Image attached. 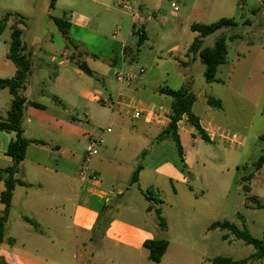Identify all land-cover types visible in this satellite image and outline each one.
<instances>
[{
  "label": "crops",
  "instance_id": "crops-1",
  "mask_svg": "<svg viewBox=\"0 0 264 264\" xmlns=\"http://www.w3.org/2000/svg\"><path fill=\"white\" fill-rule=\"evenodd\" d=\"M89 1L93 6V14L87 15L72 11L70 20H68V39L58 29L62 36L59 43L53 42V37L49 42L38 43L35 49H31L25 44L26 42L24 43L25 54L31 60V64L36 51L47 53L49 44L61 50V57L53 59L57 65V72L54 74V87L50 95L67 102L68 105L60 104L63 109H68L67 107L76 95L80 96L81 93L79 94L74 77H82L86 73L70 60L72 55L89 57L90 54L94 58L91 59L92 61L100 62L101 66L108 67L107 74L104 73L103 77L113 75L112 77L116 80V72L121 68H126L125 48L128 46V38L131 35L135 36L137 31L143 30L149 41V26H152V32H158V26L168 25L165 30L178 38L173 47L165 50L166 54L174 55L173 60L169 61L166 57L164 60H151L149 74L139 77L147 72L145 68H142L139 74L136 73V78L131 83L121 87L116 81L119 84L118 92L112 94L111 97L115 98L121 93V100L125 103L135 100L150 107L160 106L171 111L172 99L161 94L160 90L163 88L180 90L183 87L192 86L195 84L194 79L197 73L206 68L202 58L194 57L189 53V48L197 37V33L191 30L192 24L189 22L187 27L169 24L166 17L159 18V13L164 10L165 0H151L146 1L141 7L140 19L136 25H134L131 14L124 12L131 18V23L124 33L122 20H114L117 13L114 8H118L117 0ZM180 1L183 0H179V4ZM74 4L75 2H70V0H58L55 8L65 5L73 8ZM170 15L174 18L178 17L173 12ZM154 21L155 23L150 25ZM186 28H189L191 35H188ZM106 30L113 35L112 39L106 37ZM89 36L96 44L88 50L86 40ZM100 38L106 41L102 48L99 46ZM9 49L4 50L0 55V80L13 79L16 76L17 68L8 59ZM43 58L41 55L38 60L43 62L45 60ZM89 60L86 58V64ZM89 69L92 75L97 74L96 71ZM141 70H145V73H141ZM35 73L36 71L31 67V74L22 94L29 103H37L42 108L30 104L26 106L23 130L26 139L43 141L44 144L29 146L25 160L21 164L22 172L19 179L32 186L18 185L15 188L5 238L0 247V257L4 264H97L96 254H101V259L106 261L105 264H137L134 258L138 253L145 256L144 250L149 260V252L144 247V243L162 236L157 226L155 212L148 211L150 204L161 209L165 215L169 227L167 234L170 235L167 239L170 241L172 224L182 225L183 219L189 220L193 217L183 211H174L170 214L173 205L169 206L170 209L168 206L161 208L159 203L163 204L161 195L164 191L174 196L182 194L183 201L194 200V206L201 207L206 204L211 214H219L221 205L218 203L213 205L206 199L204 191L199 194L191 187V180L197 182L204 179L207 183L205 188L207 196L222 200L229 193L231 168L213 166L218 172L213 173L214 175L198 170L201 162L206 168L204 152L207 150L204 144L209 143L200 137L187 116H184L178 124L179 137L184 149L186 165L184 168L178 154L159 148L171 142L170 140L159 141L160 133L166 127L148 123L144 119H134L124 109L113 110L108 107L116 111L118 115L112 113L107 119L112 131L103 132L106 144L93 161V171L99 175L101 183L83 182L78 176V167L84 154L81 156L76 150L67 149L65 142H80L82 138L84 140V133H79L76 125L71 121L68 122L49 113V107L40 102V99H45L43 91H40V97L34 98L32 81ZM228 81L227 90L232 91L237 97L242 95L241 91L237 90L234 81L231 78ZM212 84H209L211 86L209 88L213 89ZM103 85L106 86L105 79H103ZM6 90L10 94L8 89H0L1 118L6 117L12 103V96L10 94V97H6ZM196 95L198 102L201 94ZM202 95L207 94L204 92ZM234 95H228L226 100H221L222 109L209 106L206 97L207 107L204 117L196 112L197 102L194 104L193 112L199 118L207 134L215 130L223 133L222 126L215 121L222 118L221 114L228 116L226 103H234ZM103 97L97 94L91 98V101L107 100ZM87 121H91L90 116H87ZM14 137V134L0 132V169L10 167L13 163L12 159L7 156V150ZM210 141V144L216 143V141ZM217 143L226 144L224 141H217ZM144 152H146L147 160L144 158L141 161L140 158ZM215 157L213 155L210 159H215ZM61 162L77 167L76 171H73V168L61 166ZM140 162L142 170L139 180L132 184V176ZM207 163L210 165V160ZM214 178L220 181L218 184L220 192L213 191L210 187L214 183ZM126 185L130 188L137 187L140 195L126 188ZM0 187H2L1 184ZM147 189H152L151 201H148L143 194V191ZM1 191L0 188V193ZM137 201H139V209L142 212L139 218L137 209L132 204ZM190 205L192 207V204ZM3 210L4 206L0 203V217ZM25 217L33 223L26 222ZM215 222L223 221L218 218L211 220L204 230L205 234L221 230L210 229ZM187 233L185 234L181 228L180 235L184 240L187 239L184 238ZM96 241L100 242V248L93 245ZM110 243H114L115 247L106 254ZM170 248L171 242L161 263L154 264L164 263Z\"/></svg>",
  "mask_w": 264,
  "mask_h": 264
},
{
  "label": "rangeland",
  "instance_id": "rangeland-1",
  "mask_svg": "<svg viewBox=\"0 0 264 264\" xmlns=\"http://www.w3.org/2000/svg\"><path fill=\"white\" fill-rule=\"evenodd\" d=\"M171 1L165 0L164 10L159 13V18L166 17L169 24L173 23L179 27H187L189 22L190 24L209 25L222 18L233 19L237 24L235 28H223L204 39L206 47H213L221 36L237 37L234 40L227 41V62L219 67L217 73L218 82L211 83L212 87H214L213 89L209 88L211 87L210 83L208 84L205 80L204 71L206 68H203L202 72L197 73L194 85L186 86L191 88L195 94H201L195 106L196 112L203 117L205 116L206 97L210 96L216 100H226L228 95H234L232 91L227 90L230 78L242 95L238 97L234 95L235 102L226 103L228 116L221 114L222 118L215 121L219 126H222L223 132L239 138L240 143L230 145L229 142L225 141L226 144H220L217 143L219 141L218 138L215 144H204L207 150L204 152L207 165L204 168L201 162L198 167L200 172L212 174L218 173L214 168L215 166H229L231 168L232 178L230 179L231 185L227 197L222 200H216L207 196L206 181L204 179L197 182L191 180V187L199 194L204 191L206 199L213 205L217 203L221 205L219 214H211L210 208L206 204L198 207L194 206V200L184 202L182 194L174 196L172 193L169 194L164 191L161 195L163 201V204L159 203L161 208L173 205L171 207L173 210L170 211V214H173L174 211H183L193 216L189 220L183 219L182 225L172 224L171 241L168 239L171 242V248L167 259L162 264H214L213 260L217 257H227L235 261L247 259L255 253L253 246L245 244L229 231L218 230L205 234L204 230L211 220L218 218V220L234 224L240 230L246 228L252 237L257 240H261L264 237V209H258L256 203L250 200L251 197L255 198L260 204L264 205V166L260 171L255 172L251 182L245 181L246 177L254 171V163L263 154L264 150V0H183L180 1L178 13L172 10ZM70 2H75L73 8L65 5L51 9V0H0V22L7 13L19 14L24 17L23 23L20 25L23 32L22 40L31 49H35L38 43L49 42L52 37L54 38L53 42L59 43V40H62V36L54 19H62L64 13H66L67 20H70L72 11L87 15L94 12L89 0H70ZM132 5L133 7L136 6V0ZM114 9L117 12L114 20H122L123 32L125 33L131 23V18L122 9ZM172 12L178 17H171L170 13ZM102 15L104 16L103 12ZM14 21V19H11L5 30L0 34V55L3 54L4 50L9 49L10 27ZM154 23L155 21L150 25ZM167 26H158V32H152V26H149L150 40L143 44L135 60L131 55L126 57V69L131 68L135 73L139 74L140 69L145 68L147 72L139 76L143 77L150 72L149 64L151 60H164L165 57L169 61L173 60L174 55L166 54L165 50L167 51L173 47L178 38L171 35L168 30H165L168 28ZM186 29L188 35H191L189 28ZM105 32L107 38H113V35L108 33V30ZM86 41L88 50L96 44L91 40L90 36ZM105 42L104 39H101L99 46L102 48ZM127 43L131 52H136L138 37L131 35ZM47 47V53L37 50L36 56L33 57L32 67L36 71L32 81L34 98L40 97V91H43L45 99H40V102L49 107V113H53L68 122L71 121L76 125L79 133H84V140L82 138L80 142H65L67 149L76 150L83 156L89 138H98L103 135V131L109 124L107 119L112 113H116V111L104 106L101 101L92 102L91 98L97 94L103 95V99L114 98L111 96L112 94H117L119 84L112 77L113 75H105L106 77H103L104 73L107 74L108 67L101 66L100 62L92 61L91 59L94 58L90 54L88 55L89 57L82 55L80 61L86 62V58H89L90 60L87 64L97 74L74 77V82L78 86L79 94H81L80 96L76 95L67 107L68 109H63L58 104V101L62 104H67V102L63 101L62 98H53L50 95V91L54 87V74L57 72V65L53 59L54 57H61V50L50 46V44ZM41 55L45 59L43 62L38 60ZM99 60L101 61V59ZM103 79L106 81V86L103 85ZM204 92L207 95H202ZM6 93V97H10L7 90ZM87 116L91 117L90 122L87 121ZM82 141L84 142L83 144L81 143ZM155 148L157 147L155 146ZM159 148L177 155L172 142ZM213 155L216 156L215 159H210ZM82 160L78 171H80ZM209 160L210 165L207 163ZM61 166L73 168V171H76L77 168L66 162L64 164L61 162ZM219 182L217 178H214V183L210 185L213 191L220 192L218 188ZM0 184L2 185L0 187L1 190H4L3 182H0ZM247 185L250 186V192L245 190ZM126 188L132 189V191L140 195L137 187L130 188L129 185H126ZM132 204L136 207L139 218L142 213L139 209V201ZM190 204H192V207ZM181 228L185 234L188 232L186 237L184 236V238H187L186 240L180 235ZM226 235H228V238L225 240L224 237ZM169 236V234H166L162 235L161 238H169ZM93 245L97 248L101 247L99 241H96ZM114 247V243H110L106 254L108 251L113 250ZM144 253L145 256L139 253L136 254L135 262L137 264H154L149 262L145 250ZM101 258V254H96L97 264L106 263ZM246 264H264V259L250 260Z\"/></svg>",
  "mask_w": 264,
  "mask_h": 264
},
{
  "label": "trees",
  "instance_id": "trees-1",
  "mask_svg": "<svg viewBox=\"0 0 264 264\" xmlns=\"http://www.w3.org/2000/svg\"><path fill=\"white\" fill-rule=\"evenodd\" d=\"M58 0H51L50 8L54 9L55 4ZM19 14L7 13L0 22V34L5 30L8 25L9 20H15L12 23L11 38H10V49L8 54V59L11 60L17 68L16 76L13 79L0 80V89H8L12 96V103L10 110L8 111L5 118L0 117V132H6L14 134L15 137L11 140L7 156H9L13 163L10 167L5 169H0V182H4V190L0 193V203L4 206L3 213L0 217V247L5 238L6 225L9 221L11 209H12V199L15 188L18 185L31 187L27 182L19 179V175L22 172L21 164L25 160L27 150L32 144H44L43 141L28 140L24 137L23 130V118L24 112L27 105H32L37 108H42L41 105L33 102H28L27 98L22 94L23 89L26 87L27 80L31 74V60L25 54V45L22 40L23 32L20 25L23 23V19ZM60 33L68 39L69 35V23L66 18V13L62 19H54ZM237 26L233 19L222 18L219 21L205 25V24H192L191 30L197 33V37L193 41L189 48V53L191 55L199 56L205 63V80L207 83H215L217 80V73L220 66L227 62V41L234 40L236 36L227 37L221 36L213 47H204V39L208 36L214 34L215 32L222 30L223 28H235ZM138 37L136 52H131L129 46L125 48V58L131 55L135 60L140 53V49L143 44L147 41L144 31L140 30L135 33ZM82 55H72L70 60L76 63L79 68L87 75H92V71L87 66L86 62L80 61ZM160 93L166 95L172 99V104L170 108V123L168 126L160 133L159 141L163 142L165 140H170L173 142L179 159L184 168V149L179 137V127L178 124L184 116L188 117L189 122L193 125L196 132L200 137L207 143H210V138L207 132L202 128L199 118L193 112V106L197 102V95L193 92L191 88L183 87L180 90H171L169 88H163ZM209 106L217 109H222L223 104L221 100H216L212 97L207 98ZM58 104H61L58 101ZM263 138V137H261ZM146 152L141 155V161L145 158ZM264 166V150L263 154L254 163V171L251 172L245 179L246 182H251L255 176V172L260 171ZM142 170L141 162L137 166L131 183L135 184L139 180V174ZM245 190L250 192V186H246ZM143 194L148 201L152 200V189H147L143 191ZM256 203L258 209H264V205L260 204L255 198H250ZM148 211H154L157 216V226L161 232V235H166L168 233V222L164 217L162 210L155 208L152 204L148 207ZM28 223H33L29 218H24ZM211 230L221 229L223 231H229L232 235H235L239 240H242L245 244L253 246L255 253L249 258L235 261L227 257H217L213 260L214 264H246L250 260H263L264 259V237L261 240H257L252 237L250 232L244 228L240 230L234 224L223 221L215 222L210 227ZM228 235L224 237L226 240ZM170 242L167 238H156L153 240H148L144 243V247L149 252V260L153 263H161L167 250L169 248ZM0 264H4L0 258Z\"/></svg>",
  "mask_w": 264,
  "mask_h": 264
},
{
  "label": "built area",
  "instance_id": "built-area-1",
  "mask_svg": "<svg viewBox=\"0 0 264 264\" xmlns=\"http://www.w3.org/2000/svg\"><path fill=\"white\" fill-rule=\"evenodd\" d=\"M135 0H117V7L125 11L126 13L131 14L133 18L134 25H136L140 19V9L145 5L146 1L151 0H136V6L133 7L132 3ZM179 0H173L171 2L172 10L177 13L180 10ZM141 73H145V70H141ZM116 81L120 84L121 87L131 83L136 78V73L133 70H126V68H121L116 72L115 75ZM104 106L109 107L113 110L124 109L131 114L134 119H144L148 123L158 124L163 127H167L170 123L171 112L167 109L155 106L150 107L143 102L130 100L128 102H123L121 100V93H119L114 99L100 100ZM111 127H107L103 132L110 133ZM210 140L216 141L219 138V141L229 142L230 145L240 143V139L236 136H231L228 133H218V131H211L208 134ZM106 144V140L103 135L98 138H89L88 145L82 160V165L78 176L83 182H91L94 184H100V177L97 173L93 171L92 165L94 159L99 156L101 150Z\"/></svg>",
  "mask_w": 264,
  "mask_h": 264
}]
</instances>
